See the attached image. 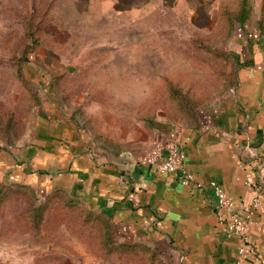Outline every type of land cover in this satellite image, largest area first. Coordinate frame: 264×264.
Returning a JSON list of instances; mask_svg holds the SVG:
<instances>
[{"label": "rangeland", "instance_id": "obj_1", "mask_svg": "<svg viewBox=\"0 0 264 264\" xmlns=\"http://www.w3.org/2000/svg\"><path fill=\"white\" fill-rule=\"evenodd\" d=\"M5 1L1 146L60 142L59 118L128 162L208 120L234 87L243 33L264 30L239 23L244 0ZM43 185L0 186V264H182L168 240Z\"/></svg>", "mask_w": 264, "mask_h": 264}, {"label": "crops", "instance_id": "obj_2", "mask_svg": "<svg viewBox=\"0 0 264 264\" xmlns=\"http://www.w3.org/2000/svg\"><path fill=\"white\" fill-rule=\"evenodd\" d=\"M241 6L239 23H264V0H244ZM243 35L246 44L234 52L233 89L208 120L183 127L173 139L183 146L185 166L197 178L215 180L236 201L249 202L254 191L244 181V166L264 153V30ZM38 123L32 128L35 138L42 131ZM51 128L50 135L62 141L44 139L20 148L0 144V184L43 190L46 182L65 188L112 222L143 227L150 237L168 240L182 264H264V197L240 251V239L227 234L226 212L213 206L217 197L211 186L195 189L142 158L128 162L92 148L66 120L58 118Z\"/></svg>", "mask_w": 264, "mask_h": 264}, {"label": "built area", "instance_id": "obj_3", "mask_svg": "<svg viewBox=\"0 0 264 264\" xmlns=\"http://www.w3.org/2000/svg\"><path fill=\"white\" fill-rule=\"evenodd\" d=\"M264 144V135H263ZM185 152L181 143L175 139L164 144H158L142 161L153 165L158 171L164 172L172 179L190 183L195 189L211 186L217 197L214 207L226 212L225 225L229 235H235L241 241L240 251L246 243V234L252 222L254 211L260 198L264 197V153L251 157L244 166V181L253 188V196L249 202L236 201L215 180L202 181L197 178L184 163Z\"/></svg>", "mask_w": 264, "mask_h": 264}, {"label": "trees", "instance_id": "obj_4", "mask_svg": "<svg viewBox=\"0 0 264 264\" xmlns=\"http://www.w3.org/2000/svg\"><path fill=\"white\" fill-rule=\"evenodd\" d=\"M0 186H2V187H3V186H6V185H0ZM8 186H9V185H8Z\"/></svg>", "mask_w": 264, "mask_h": 264}]
</instances>
